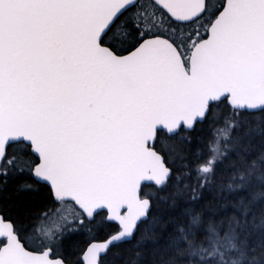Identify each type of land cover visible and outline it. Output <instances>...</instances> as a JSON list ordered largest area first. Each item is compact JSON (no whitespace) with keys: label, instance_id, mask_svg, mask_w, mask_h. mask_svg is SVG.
Here are the masks:
<instances>
[{"label":"snow or ice","instance_id":"snow-or-ice-1","mask_svg":"<svg viewBox=\"0 0 264 264\" xmlns=\"http://www.w3.org/2000/svg\"><path fill=\"white\" fill-rule=\"evenodd\" d=\"M0 264H264V0H0Z\"/></svg>","mask_w":264,"mask_h":264},{"label":"trees","instance_id":"trees-1","mask_svg":"<svg viewBox=\"0 0 264 264\" xmlns=\"http://www.w3.org/2000/svg\"><path fill=\"white\" fill-rule=\"evenodd\" d=\"M201 138L208 137L210 134V129L207 124L199 126L198 133H197Z\"/></svg>","mask_w":264,"mask_h":264}]
</instances>
